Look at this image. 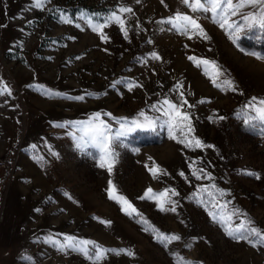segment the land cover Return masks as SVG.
Here are the masks:
<instances>
[{"label": "rangeland", "instance_id": "374dc122", "mask_svg": "<svg viewBox=\"0 0 264 264\" xmlns=\"http://www.w3.org/2000/svg\"><path fill=\"white\" fill-rule=\"evenodd\" d=\"M121 6L133 10L121 14L127 39L112 24L103 29L109 38L104 42L81 19L103 22ZM178 10L198 18L210 39H189L158 23ZM62 14L73 23L61 22ZM239 44L264 55L259 30L242 33ZM152 52L160 59H152ZM188 56L215 61L224 72L221 81L232 80L236 90L215 87L204 66ZM0 78L12 90L10 97L0 96V264H29L24 257L34 264H93L77 251L44 242L49 236L63 242L65 235L134 253L109 251L98 264H177L173 253L202 264H264V247L226 236L208 214V194L199 191L215 184L226 193L222 201L229 209L241 210L264 229V136L243 123L244 113L254 114L245 108L250 99H264V60L239 51L211 13H192L181 0H50L43 9L34 8L33 0H0ZM129 82L137 86L129 90ZM177 83L194 106L187 109L194 135L214 147L193 150L169 140L163 129L136 130L114 144L118 155L111 175L98 167V148L80 139L73 122L100 112L115 133L120 118H137L140 111L156 117L152 105L166 97L178 101ZM44 89L63 95L49 98ZM153 161L167 175L153 178ZM193 168L213 179L197 180ZM109 180L139 215H127L109 198ZM149 187L156 193L175 189L176 212L140 199ZM153 227L181 239L165 248Z\"/></svg>", "mask_w": 264, "mask_h": 264}, {"label": "snow or ice", "instance_id": "6c2138e0", "mask_svg": "<svg viewBox=\"0 0 264 264\" xmlns=\"http://www.w3.org/2000/svg\"><path fill=\"white\" fill-rule=\"evenodd\" d=\"M47 2H50V0H33V7L43 9ZM137 2H139V0H137ZM163 2L164 0H161V3ZM181 3L189 8L192 13H211L212 22L218 25L225 32L228 39L238 48L239 51H241L244 55L253 56L257 60H264V55L254 51H246L239 44V39L241 38L242 33L259 30L261 34H264V0H181ZM245 9H248V11H245ZM132 12L133 10L131 7L121 6L118 10L111 11L107 16H105L103 22H93L91 17L85 18L84 16H82L81 19L85 20V23L91 27L93 32H96L100 36L102 41L107 42L109 38L103 32V29L112 24L117 25L124 37L126 39L128 38L126 20L121 14ZM234 17H239V19H233ZM60 20L61 22L67 24L73 23L72 19L65 17L63 14L60 16ZM158 23L170 24L171 27L178 33L186 35L189 39H192L197 35L205 40L210 39L203 26L198 22V18L182 13L179 10L174 14V16H170L166 20L158 21ZM77 27H79V25H77ZM151 58L155 60L160 59L156 52L151 53ZM188 59L193 61L197 67H201L202 65L204 66V75L209 77L215 87L221 89L222 91L236 90L235 84L232 80L223 79L221 81V78L224 76V72L215 61H210L204 58H196L194 56H188ZM134 86L137 85H134L132 82L127 84L129 90H131ZM182 87V83H177L175 86V91L179 93L178 101H173L166 97L162 101L158 102V105L154 104L151 106L152 110L159 115L152 117L147 115L144 111H140L137 118L131 120L128 118H120L118 120L119 129L116 130L115 133H113L112 126L107 121L102 119V113L100 112L93 113L86 121L73 122V126L77 127L78 131L81 133L80 139L83 140L87 138L88 143L98 148L100 153L98 167L106 168L109 175H111L113 167L116 163L115 158L118 155L114 149V144L122 137H126L136 130L155 133L158 128L163 129L167 132V138L169 140L175 141L186 148H192L193 150L197 148L203 149L205 147H214L213 145H206L200 138L194 135L191 114L187 111V109L194 106L188 103L184 96V92L181 91ZM43 94L47 95L49 98L63 95L48 89H44ZM11 95V88L2 78H0V96L10 97ZM83 98L84 97L82 96L75 97L77 100H82ZM5 103H7V101H5ZM245 108L254 114L249 115L244 113V125L252 130L259 128V134L264 136V99L252 97L245 105ZM103 115L111 117L112 114L104 113ZM161 117L164 119L161 120ZM113 119L115 118L113 117ZM208 119L212 121L213 117L210 116ZM217 119L223 120L224 117H217ZM57 126L64 127L65 125ZM70 135H73V138L76 139L75 134L70 133ZM76 146L77 148L81 147L79 142ZM121 146L126 147L127 145ZM132 151L134 153H138L139 148H132ZM53 155H55V153H53ZM151 159L152 158L149 157V160ZM145 167L148 168V165L146 164ZM148 170L153 178H157L160 173L167 175V173L164 172L159 165L155 164L154 161L153 166ZM246 174L253 176L256 179L260 178L259 174L255 172L248 171ZM179 175L184 177L185 173L181 171ZM192 175L197 180L202 178H207L209 180L213 179L210 173L200 168H193ZM108 185L109 198L120 203L122 205V211L129 216H133V214L139 215L137 210L126 197L116 194L117 189L111 180L108 181ZM199 191L201 193L208 194V204L211 205L212 209L208 211V214L215 222L219 223L226 236L236 242L245 241L254 248L264 247V229H260L255 226V222L248 219L247 214L241 210L235 208L229 209L228 202L222 201V198L226 195L223 190L216 188V185L213 184L210 187L203 186L199 189ZM177 195H179V193L176 192L175 189H164L162 192L156 193L149 187L145 190L144 195L139 198L154 200L157 207L162 212H176L177 201L173 200L172 197ZM200 203L204 204L205 201L201 200ZM168 205H171V207H167ZM102 222L107 224L111 223L110 221ZM144 223L147 224L148 222L144 221ZM144 230L148 231L149 229L145 228ZM152 232L154 234V238L165 248H168L169 243L179 241L181 239L179 235L165 234L154 227L152 228ZM44 242L52 244L58 251H65L67 249L77 251L84 255L87 259L92 260L93 264H98V262L104 258L106 253L109 251L115 252V254L123 252L128 256L134 255V253L130 250L103 249L93 241L82 240L69 235L64 236L63 242L52 236L47 237ZM185 246L190 247L188 244ZM173 255L177 264H202L200 261L188 260L179 253H173ZM24 259L29 261V264H34L31 257H24Z\"/></svg>", "mask_w": 264, "mask_h": 264}, {"label": "trees", "instance_id": "16d2710c", "mask_svg": "<svg viewBox=\"0 0 264 264\" xmlns=\"http://www.w3.org/2000/svg\"><path fill=\"white\" fill-rule=\"evenodd\" d=\"M81 10H85V11H92V9L90 7H81L80 8Z\"/></svg>", "mask_w": 264, "mask_h": 264}]
</instances>
